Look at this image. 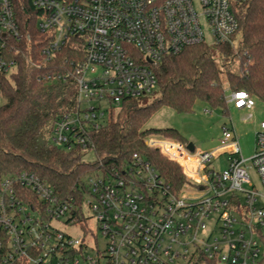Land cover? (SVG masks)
<instances>
[{
	"label": "built area",
	"instance_id": "2783aa9c",
	"mask_svg": "<svg viewBox=\"0 0 264 264\" xmlns=\"http://www.w3.org/2000/svg\"><path fill=\"white\" fill-rule=\"evenodd\" d=\"M247 1L33 0L45 42L27 52L12 0H0V99L2 79L22 61L41 66L73 39L83 42L76 111L58 120L50 141L87 152V133L105 125L112 109L158 92L155 69L165 58L201 44L237 47L236 13ZM228 91V106L252 117L255 98ZM255 139V155L245 160L235 130L224 127L216 151L228 155V166L217 172L215 151L149 138L146 144L177 163L188 181L177 193L138 154L121 170L86 176L75 197L61 196L34 173L4 176L0 264H264V122Z\"/></svg>",
	"mask_w": 264,
	"mask_h": 264
},
{
	"label": "trees",
	"instance_id": "16d2710c",
	"mask_svg": "<svg viewBox=\"0 0 264 264\" xmlns=\"http://www.w3.org/2000/svg\"><path fill=\"white\" fill-rule=\"evenodd\" d=\"M12 2L23 49L40 51L45 42L37 27L41 12L33 0ZM236 15L241 38L237 47L219 44L213 49L201 44L165 58L155 69L158 98L145 106L125 101L120 108L112 109L105 125L87 133V152L82 146L68 152L50 141L58 120L76 111L74 74L84 61V43L73 39L41 66L22 61L15 73L1 81L5 103L0 106V178L25 171L34 173L61 196L75 197L86 176L121 170L138 154L155 168L172 192H179L188 183L180 166L146 141L151 137L187 141L173 128H145L153 114L162 106L190 113L198 102L227 113V89L247 91L255 99L264 100V0H248L238 6ZM48 74L61 75L62 79L50 83L44 80ZM88 154L94 159L87 161Z\"/></svg>",
	"mask_w": 264,
	"mask_h": 264
},
{
	"label": "rangeland",
	"instance_id": "374dc122",
	"mask_svg": "<svg viewBox=\"0 0 264 264\" xmlns=\"http://www.w3.org/2000/svg\"><path fill=\"white\" fill-rule=\"evenodd\" d=\"M212 48L214 49L213 46ZM213 54L216 58L217 53L215 50ZM236 64L234 65L238 66ZM222 77L225 79L223 70ZM90 78L91 75L87 73L86 80ZM226 95H229V91L226 92ZM158 96L159 93L157 92L153 96L140 99L139 104L141 106L150 104L156 100ZM4 103L5 100L0 99V105ZM91 104L94 106L97 103L93 102ZM262 122H264V100L255 99V108L252 117H248L246 112L236 111L231 105L228 106L227 113H223L221 109H214L200 102L195 105L190 113H178L170 107L162 106L149 119L145 128H173L176 129L188 143L193 144L196 150H201L202 152L215 151L216 160L213 162V168L215 171L221 172L228 166V155H221L220 151H216L220 144L223 128L227 127L235 130L236 138L241 148V155L245 160H249L255 155V137ZM93 159L94 156L92 154H88L86 157L87 161ZM251 176L256 183V177L253 172H251ZM105 243L103 236L98 234V247L100 250L104 249Z\"/></svg>",
	"mask_w": 264,
	"mask_h": 264
},
{
	"label": "water",
	"instance_id": "95a60500",
	"mask_svg": "<svg viewBox=\"0 0 264 264\" xmlns=\"http://www.w3.org/2000/svg\"><path fill=\"white\" fill-rule=\"evenodd\" d=\"M189 148H190L191 150H193V144H190Z\"/></svg>",
	"mask_w": 264,
	"mask_h": 264
},
{
	"label": "crops",
	"instance_id": "0c3cea01",
	"mask_svg": "<svg viewBox=\"0 0 264 264\" xmlns=\"http://www.w3.org/2000/svg\"><path fill=\"white\" fill-rule=\"evenodd\" d=\"M239 112H245V111H239Z\"/></svg>",
	"mask_w": 264,
	"mask_h": 264
}]
</instances>
